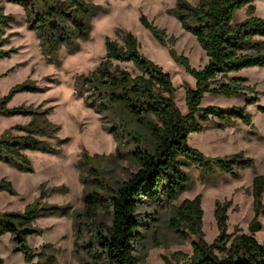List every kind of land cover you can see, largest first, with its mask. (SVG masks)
<instances>
[{
	"label": "trees",
	"instance_id": "1",
	"mask_svg": "<svg viewBox=\"0 0 264 264\" xmlns=\"http://www.w3.org/2000/svg\"><path fill=\"white\" fill-rule=\"evenodd\" d=\"M255 1L199 0L193 5L187 0H176L173 16L196 38L208 57L201 69L193 68L187 57L177 54L173 48L175 38H168L165 31L141 16L145 29L160 45L169 47L170 58L195 80V88L186 91L185 114L176 105V90L170 75L139 52L138 41L130 32L122 35L124 45L107 38L104 60L90 74L77 79V93L86 94L88 104L106 118L109 131L119 145L129 141L135 146L133 155L139 163V169L117 189L103 181L98 186L102 195L95 191L85 196L84 208L74 223V253L79 264H139L136 253L141 240L140 209L146 199L160 206L163 200L172 202L187 191L189 177L184 170L187 164L203 173L217 169L233 178H238L241 170L254 169V160L242 154L207 157L189 146L188 136L202 132L212 119L221 122V129L233 118L252 124L251 115L244 107H202L201 104L206 94L246 97L245 91L253 90L244 84L245 78L228 75L245 68L264 67V41L259 39L264 37V18L255 16ZM12 2L24 8L28 27L35 31L44 57L52 63L58 62L61 48L74 52L80 42L89 40L91 20L98 11L94 0ZM241 10L246 11L247 18L235 23ZM10 22V16L0 13V59L12 53L3 49L8 39L1 38ZM114 62L131 63L140 74L134 76ZM34 91L35 83L28 80L0 99V116L32 117L28 125L6 130L0 137V161L22 172L32 170L24 151H52L49 140L56 138L59 130L46 119L45 110L8 107L16 94ZM256 101V98H245L246 105ZM14 130L23 135H13ZM85 155L88 157L87 152ZM0 192L16 194L11 182L5 180L0 181ZM263 196L264 174L254 177L252 183L253 208L257 215L264 210ZM46 197L47 192H42L24 212H0V236L10 234L16 244L15 252H21L26 261L35 255L28 245V237L40 232L35 221L57 210L53 206L44 207ZM230 206V201L215 203L219 235L212 244L204 238L202 197L198 195L178 208L171 226L184 237H196L192 255L182 264H264V242L238 228L228 233ZM102 211L108 214V222L100 220Z\"/></svg>",
	"mask_w": 264,
	"mask_h": 264
},
{
	"label": "rangeland",
	"instance_id": "2",
	"mask_svg": "<svg viewBox=\"0 0 264 264\" xmlns=\"http://www.w3.org/2000/svg\"><path fill=\"white\" fill-rule=\"evenodd\" d=\"M196 5L199 0H187ZM98 8L91 20L89 40L80 42L79 49L69 52L65 47L58 53V62H49L43 55L40 40L26 21L24 8L12 0H0V13L11 17L9 26L1 38H7L5 51L9 56L0 59V99L15 86L30 80L35 83L34 92L18 93L8 104L9 108L29 107L35 111H47L46 119L59 130L49 140L52 151L25 150L32 170L22 172L0 161V181L11 182L15 195L0 192V212H24L42 192H47L44 207L57 210L39 218L34 225L39 233L28 237V245L35 255L26 261L21 252H15L16 244L10 234L0 236V260L3 264H79L74 253L76 239L75 217L84 208L87 194L99 191L101 182L114 189L127 181L139 169L133 153L135 146L129 141L119 142L109 131V123L103 115L88 104L86 94L77 93V79L94 71L106 55V39L124 45V32L133 34L139 44V52L167 72L176 90L175 102L185 114L186 91L195 88V80L169 55V47L159 44L141 24L144 15L168 38H175L174 49L188 58L191 66L203 68L208 57L196 38L185 31L173 16L176 0H94ZM255 16L264 18V0H256ZM247 18L246 11L237 13L235 23ZM264 41V37L259 38ZM134 76L140 72L131 63H117ZM243 77L244 83L253 90H246V97L256 98L254 104L245 103V96L226 97L206 94L202 107H244L251 115L252 124L240 119L220 128L221 122L212 119L202 132L188 136L190 147L210 158L242 154L254 160V169L240 171L238 178L215 169L203 173L192 164L184 166L189 177V188L179 197L161 205L145 200L139 215L141 240L137 248L139 264H182L193 252L194 235L184 237L171 226V219L178 208L188 200L202 197L203 232L208 244L219 235L215 219V203L230 201L228 210V233L235 228L251 234L249 227L260 221L263 227L253 233L264 242V215L253 208L252 183L256 176L264 174V67H252L231 73L228 77ZM229 82V79L227 80ZM215 87V86H214ZM31 116H0V137L16 126H26ZM148 137V133L143 131ZM13 135H23L14 130ZM85 152L88 153L86 157ZM264 204V196H263ZM67 211V212H64ZM100 220L109 221L104 211ZM89 233L86 234L88 241Z\"/></svg>",
	"mask_w": 264,
	"mask_h": 264
},
{
	"label": "water",
	"instance_id": "3",
	"mask_svg": "<svg viewBox=\"0 0 264 264\" xmlns=\"http://www.w3.org/2000/svg\"><path fill=\"white\" fill-rule=\"evenodd\" d=\"M262 215H264V210L262 211ZM263 227V224L260 221L254 222L250 227L249 231L251 234L260 231V229Z\"/></svg>",
	"mask_w": 264,
	"mask_h": 264
}]
</instances>
